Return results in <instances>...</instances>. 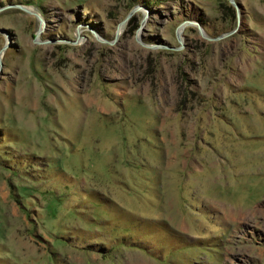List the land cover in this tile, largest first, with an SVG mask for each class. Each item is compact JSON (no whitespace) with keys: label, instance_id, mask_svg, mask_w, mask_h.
<instances>
[{"label":"rangeland","instance_id":"obj_1","mask_svg":"<svg viewBox=\"0 0 264 264\" xmlns=\"http://www.w3.org/2000/svg\"><path fill=\"white\" fill-rule=\"evenodd\" d=\"M233 1L0 0V264H264V0Z\"/></svg>","mask_w":264,"mask_h":264},{"label":"water","instance_id":"obj_2","mask_svg":"<svg viewBox=\"0 0 264 264\" xmlns=\"http://www.w3.org/2000/svg\"><path fill=\"white\" fill-rule=\"evenodd\" d=\"M230 2H231L232 4H235L233 0H230ZM10 5H14V4H10ZM14 6L19 7V8H21V9H23V10L29 11L28 8L25 7V5H22V4H15ZM132 11H133V9L130 10V12H129L127 15H125V17L122 19V22L125 21V19L127 18V16L131 15ZM33 13H34L35 15H37L35 12H33ZM37 16H38V15H37ZM38 18H40V17L38 16Z\"/></svg>","mask_w":264,"mask_h":264},{"label":"bare ground","instance_id":"obj_3","mask_svg":"<svg viewBox=\"0 0 264 264\" xmlns=\"http://www.w3.org/2000/svg\"><path fill=\"white\" fill-rule=\"evenodd\" d=\"M26 8H28L27 6H25ZM29 11H31V9L28 8ZM33 11V10H32Z\"/></svg>","mask_w":264,"mask_h":264}]
</instances>
